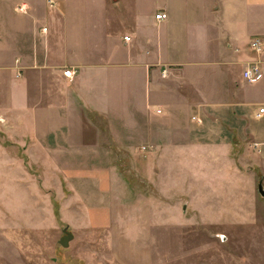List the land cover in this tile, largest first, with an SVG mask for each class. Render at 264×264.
Wrapping results in <instances>:
<instances>
[{
    "label": "crops",
    "instance_id": "1",
    "mask_svg": "<svg viewBox=\"0 0 264 264\" xmlns=\"http://www.w3.org/2000/svg\"><path fill=\"white\" fill-rule=\"evenodd\" d=\"M57 1L41 25L46 34L33 10L40 0L20 1L32 7L28 27L0 26V167L19 172L7 187L0 171V225L18 214L3 197L19 188L21 159L43 168L44 187L52 177L61 192L70 184L76 214L92 225L96 209L115 207L102 202L114 185L131 200L117 150L157 191L162 160L179 154L203 165L209 180L242 183L250 174L264 185V77L252 95L243 77L244 63L257 58L251 39L264 40V0ZM161 11L167 18L158 21ZM262 61L264 69V52ZM9 146L29 156L13 157ZM94 183L104 191L85 190ZM31 191L42 195L37 184ZM120 200L116 208L127 209ZM33 206L34 229L46 215L51 222L50 208Z\"/></svg>",
    "mask_w": 264,
    "mask_h": 264
},
{
    "label": "rangeland",
    "instance_id": "2",
    "mask_svg": "<svg viewBox=\"0 0 264 264\" xmlns=\"http://www.w3.org/2000/svg\"><path fill=\"white\" fill-rule=\"evenodd\" d=\"M20 1L0 0V26L10 28L12 23L24 21L28 27L26 15L32 13V7L28 6L27 13H20L16 10ZM33 10L39 11L37 25L41 29L45 19L57 9L48 8L47 0H40ZM244 81L245 91L249 95L255 93L257 85ZM5 139L0 135V143ZM7 153L13 157L23 153L29 156L27 151L13 146ZM179 155L174 160H162L167 165L158 177L157 191L132 166L127 154L117 150L116 169L128 180L131 200L127 201L121 188L114 185L102 202H113L115 207L113 204L107 207L109 210L105 206L96 209L94 216L99 222L94 225L82 221L85 214H76L78 203L72 197L70 184L64 183L61 192L58 178L52 177L44 187L43 168L31 166L29 158L23 161L19 157V188L14 196L8 191L3 197L15 205L18 214L4 215L0 225V264H264V197L258 191V181L251 180L250 174L244 175L242 183L218 174L209 180L203 165ZM0 171L7 187L12 186L10 177L19 172L8 167H0ZM35 184L42 195L31 191ZM85 188L101 192L104 184ZM0 192L4 194L3 190ZM122 198L127 209L116 208ZM78 202L82 204V200ZM131 202L138 203L130 210ZM33 204L50 208L51 222L46 215L45 225L39 222L34 229ZM0 205L6 207L4 202ZM130 219L138 223L130 224ZM66 227L74 235L68 247L59 243Z\"/></svg>",
    "mask_w": 264,
    "mask_h": 264
},
{
    "label": "built area",
    "instance_id": "3",
    "mask_svg": "<svg viewBox=\"0 0 264 264\" xmlns=\"http://www.w3.org/2000/svg\"><path fill=\"white\" fill-rule=\"evenodd\" d=\"M58 1L57 0H47V6L50 9H57L58 8ZM28 6L26 4H20V6L16 7V10L20 13H27ZM155 18L158 21L165 20L167 18L166 12H158L155 14ZM47 27L44 26L41 28V33L46 34ZM125 40H129V36H125ZM250 49L253 53L257 56L256 60L249 61L244 70H243V77L246 81L250 83H255L263 79L264 77V69H263V61H262V54L264 52V40L260 37H255L250 41ZM18 61V60H17ZM165 72V71H164ZM64 76L70 80H72L77 73L76 69L69 68L66 69L64 72ZM17 75H21L20 71ZM264 113V107L259 109V114Z\"/></svg>",
    "mask_w": 264,
    "mask_h": 264
},
{
    "label": "water",
    "instance_id": "4",
    "mask_svg": "<svg viewBox=\"0 0 264 264\" xmlns=\"http://www.w3.org/2000/svg\"><path fill=\"white\" fill-rule=\"evenodd\" d=\"M258 191L260 193L261 196L264 197V185L262 182H259V185H258ZM64 232V235L61 237V239L59 240V243L64 246V247H68L69 246V242L70 240L73 239L74 235L72 232H70L68 230V228H64L63 230Z\"/></svg>",
    "mask_w": 264,
    "mask_h": 264
}]
</instances>
